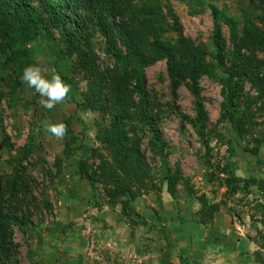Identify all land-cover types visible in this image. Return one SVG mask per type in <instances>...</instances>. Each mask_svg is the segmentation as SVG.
<instances>
[{
	"label": "rangeland",
	"instance_id": "1",
	"mask_svg": "<svg viewBox=\"0 0 264 264\" xmlns=\"http://www.w3.org/2000/svg\"><path fill=\"white\" fill-rule=\"evenodd\" d=\"M205 1L222 11L224 19L220 26L225 51L237 54L234 45L239 43L231 37L234 22L237 37L242 36L245 25L264 35V15L259 0ZM128 2L130 6L126 10L131 20L142 13L144 0ZM170 6L180 20L183 36L193 46H203L207 51L206 63L216 68L213 20L208 5L198 7L197 13L188 11L177 1H172ZM30 7L40 8L35 1L30 2ZM27 35V41L20 40L21 45L17 44L26 55L16 59L14 64L5 66V53L0 51V90L4 93L0 107V175H10L14 168L21 169L29 183H33L30 188L33 201H28V196L24 208L21 207L11 223L14 252L7 264H140L143 255L135 250L144 252L155 246L151 244L155 236L153 227L175 224V219L179 221L177 226H184L200 210L201 222L197 219L198 225L195 222L192 225L215 230L217 225L226 226L225 220L236 224L234 230L252 241L251 251L242 261L264 264L263 194L255 188H242L240 184L237 187L242 189L230 194L225 186L228 179L234 177L241 180L255 177L264 182V100H258L249 108L246 115L253 129L247 138H240L229 122L218 123L220 105L224 102L221 70H216L211 79H200V94L207 113L205 140L211 160V169H205L203 160L199 159L202 143L191 124L182 123L180 119L192 121L195 118L193 97L182 86L173 100L165 62L149 65L145 70L146 88L158 100L157 111H162L158 128L164 148L161 154L154 155L148 144L149 134L144 128L136 130L135 135L142 137L141 149L154 182L147 190L141 188L142 193L133 200L121 196L110 201L105 187L92 186L86 182L87 177L82 180L77 169L78 162H85L90 174L100 166V158L109 160V152L96 138L97 125L104 126L107 119L78 110L82 94L87 91V81L84 74L76 71L75 59L62 55L64 44L58 29L41 27L36 34L34 31ZM170 37L176 42L173 34L165 35L167 39ZM1 38L0 35V42ZM114 44L125 53L118 39ZM92 45L100 68L113 67L112 55L104 53L106 45L100 35L93 37ZM239 54L245 59L250 57L245 48ZM255 57L264 63V53H256ZM31 65L40 66L49 79L54 74L65 75L64 81L71 85L70 98L51 111L43 109L39 95L20 79L23 69ZM10 75H13L12 80L18 79L15 90ZM261 75L264 77V69ZM243 85L242 95L254 100L257 94L250 84ZM45 122L65 124L67 134L60 140L50 138L43 130ZM5 137L10 145L7 149L3 146ZM255 140L262 144L257 147L258 155L252 156L246 149H251ZM170 177L177 178L174 194L167 192ZM201 199L208 206H218L219 212L214 218L209 220L203 214ZM254 215L258 217L252 221L250 218ZM240 223L245 224V231L241 230Z\"/></svg>",
	"mask_w": 264,
	"mask_h": 264
},
{
	"label": "trees",
	"instance_id": "2",
	"mask_svg": "<svg viewBox=\"0 0 264 264\" xmlns=\"http://www.w3.org/2000/svg\"><path fill=\"white\" fill-rule=\"evenodd\" d=\"M31 1H35L40 8H31ZM172 1L184 4L188 11L194 13H197L198 7L208 5L213 20L212 45L215 49L216 68L206 63L207 51L203 46L195 47L183 36L180 20L170 6ZM258 2L264 15V0ZM207 3L205 0H144L142 13L129 20V11L126 10L130 6L128 0H0V51L5 53V66L25 57L22 48H18L21 41L29 39L27 33L35 31L36 34L41 27L47 30L56 28L64 44L62 55L68 59L73 57L76 71L85 75L87 91L82 94L83 101L78 104V110L84 113L93 112L100 119H107L104 126L96 122L99 130L96 138L106 147L110 156L108 161L100 158V166L93 173L89 174V166L85 162H78L77 169L82 180L87 177L86 182L92 186L98 184L105 187L110 201L121 196L133 200L142 193L141 188L147 190L154 182L146 155L141 149L142 137L135 135L136 130L144 128L149 134L148 144L154 155L161 154L164 148L158 128L162 111H157L158 100L146 88L145 70L149 65L158 61L165 62L173 100L177 98L178 90L182 86L193 97L195 118L192 121L184 117L180 119L182 123L191 124L202 143L199 150L202 156L199 159L203 160L205 169L210 168L211 160L205 140L207 113L199 87L202 77L211 79L218 69L223 75L220 84L224 102L220 105L218 123L229 122L240 138H247L253 129L246 114L258 100H264V77L261 75L264 63L255 59L256 53H264V35L245 25L242 36L237 37L234 22L231 37L232 41L239 43L234 45L237 54L225 51L220 26L224 19L222 11L214 4ZM167 33L173 34L176 42L172 37L165 38ZM95 35H100L104 40V53H111L113 67L100 68L92 45ZM117 39L120 47L126 50L123 54L115 48ZM243 48L250 53L247 59L239 54ZM65 77L63 75L62 79ZM12 78L13 75H10L9 80L14 84L15 90L18 79ZM243 83H249L257 94L254 100L242 95ZM3 96L4 93L0 90V107ZM261 144L262 141L255 140L253 147L246 149V152L252 156L258 155L257 147ZM3 146L6 149L10 146L6 137L3 139ZM25 174L21 169L18 171L14 168L10 175H0V264H7L14 252L11 223L16 213L21 207L24 208L28 196V201H33L30 190L33 183H29ZM176 182L175 177L167 178L169 194H174ZM238 184L245 189L255 188L264 197L263 181L255 177L242 180L229 178L225 185L227 192L234 194L240 191L242 188L237 187ZM201 202L206 218H214L219 212L218 206H208L202 199ZM200 211L197 216L192 217L191 224L195 222L198 225ZM255 216L250 219L253 221L258 217Z\"/></svg>",
	"mask_w": 264,
	"mask_h": 264
},
{
	"label": "crops",
	"instance_id": "3",
	"mask_svg": "<svg viewBox=\"0 0 264 264\" xmlns=\"http://www.w3.org/2000/svg\"><path fill=\"white\" fill-rule=\"evenodd\" d=\"M173 222L175 224L152 228L155 236L151 244L155 246L146 248L144 252L135 250V253L143 255L140 264H246L242 258L250 253L252 241L234 230L236 224L225 220L226 226L217 225L212 230L192 225V220L184 226L176 225L178 219ZM240 228L245 231V224L240 223Z\"/></svg>",
	"mask_w": 264,
	"mask_h": 264
},
{
	"label": "clouds",
	"instance_id": "4",
	"mask_svg": "<svg viewBox=\"0 0 264 264\" xmlns=\"http://www.w3.org/2000/svg\"><path fill=\"white\" fill-rule=\"evenodd\" d=\"M21 82L34 89L40 97L39 103L46 111H51L64 104L70 97L71 85L67 84L60 74H54L47 78L44 70L37 65L26 66L20 77ZM44 132L50 138L63 139L67 134V126L63 123L43 124Z\"/></svg>",
	"mask_w": 264,
	"mask_h": 264
}]
</instances>
